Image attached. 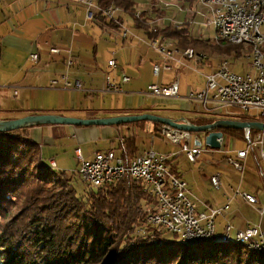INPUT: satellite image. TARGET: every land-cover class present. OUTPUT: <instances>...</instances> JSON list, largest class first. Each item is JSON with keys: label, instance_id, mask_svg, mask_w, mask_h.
Wrapping results in <instances>:
<instances>
[{"label": "trees", "instance_id": "16d2710c", "mask_svg": "<svg viewBox=\"0 0 264 264\" xmlns=\"http://www.w3.org/2000/svg\"><path fill=\"white\" fill-rule=\"evenodd\" d=\"M94 2L101 10L119 6L147 35L149 21L159 12L150 10L146 16L144 11L136 19L135 0ZM121 19L95 12L103 32L119 28ZM153 37L167 38L182 50L206 48L233 63L250 52L243 45L212 44L195 38L187 25L166 24L158 27ZM205 111L209 110L194 112L189 122L205 125L230 119L220 117V110H212L213 115ZM230 120L260 118L244 112ZM146 123L152 125L154 135L162 137L160 125L155 123L122 125L136 128L112 149L125 164L142 155L137 130ZM31 128L0 132V264H264V253L252 252L233 240L189 244L177 234L149 223L148 215L155 212L157 200L143 181L128 174L95 189L87 184L84 193L78 194L74 174L49 165L40 145L30 136ZM221 131L224 139L246 140L242 130ZM249 134L255 139L260 132ZM251 153L260 161L258 148H252ZM178 158L171 156L168 166L172 175L181 178Z\"/></svg>", "mask_w": 264, "mask_h": 264}, {"label": "crops", "instance_id": "0c3cea01", "mask_svg": "<svg viewBox=\"0 0 264 264\" xmlns=\"http://www.w3.org/2000/svg\"><path fill=\"white\" fill-rule=\"evenodd\" d=\"M85 8L77 0H0V119H14L31 114H57L75 118H104L149 113L172 119L184 118L189 121L190 118H194V112L203 111L204 108L201 104L197 102L198 104L193 105L192 102L186 99L191 92V86L188 84L189 81L184 80L181 83L180 79H178V73L187 65V61L180 54H175V58L180 59L182 64H175L172 71H162L159 76H155L152 72L153 65L160 62L162 56L149 52L147 49L149 47L148 42L140 41L142 39L141 36L135 32L136 36L134 35V39L122 38L120 31L126 24L123 18V15L126 14L123 12L117 17L122 18V27L119 26L117 28L121 43L116 45L118 49H112L110 56L107 58L108 61L116 57L117 66L115 69H110L106 65V69L101 70L102 65L98 62V52L101 49L104 50L105 46L102 45L99 48L95 39L82 32L83 27H85L83 25L87 23L86 15L88 17V10L86 13ZM134 8L135 10L140 9L142 12L145 11L147 16L150 12V0H135ZM160 14L173 15L174 12L172 10L168 12L162 11ZM177 18L182 19L184 15H177ZM131 19L133 20V18ZM91 21L102 34H110L114 30L111 29L108 32H103L95 18L91 19ZM133 23L137 29L145 33L144 29L138 27L134 20ZM71 26H77L79 30H73ZM189 28H191V32L195 38L206 39L209 40V43H212L211 37L206 38L204 36L206 32H203V35L199 37L197 35V28L192 26H189ZM145 35L148 38L146 33ZM173 47L176 48L175 46ZM51 48H57L60 52L53 54L50 52ZM193 49L198 52L208 50L206 48ZM31 53H36L39 56L37 62L30 59ZM149 53H152L154 56L157 55V58L151 64L145 60L149 58ZM104 56L100 55L101 59H104ZM69 60H71L72 64L68 67L67 63ZM203 64L204 62L201 63V65ZM98 71L103 72L101 76L95 75ZM30 73L33 74L32 80L34 83L26 82L27 76ZM129 73H133V77H130ZM167 73H174L172 81L177 80L179 83L177 97H158L152 95L148 90L139 93V90L143 88L147 89L150 84H165ZM107 74L115 78H119L121 74H126L130 77V81L123 84L122 92L110 95V102L105 101L103 105L96 102L93 103V100L90 101L89 98L84 100L81 90L71 91L61 87V77L66 76L73 84L79 81L82 88L92 86L98 89L96 94L101 93L104 95L102 91L105 88ZM141 74H144L146 77L144 82L139 78ZM54 79L59 80L58 88H51L49 86L50 81ZM18 80L21 81V84L25 82L26 85L18 87L15 85V82H18ZM204 86L205 82L201 90H203ZM17 90L19 92L22 91V93L20 94ZM4 91L12 92L13 96H23V99L18 103H6ZM147 99L149 100L147 101ZM32 100L34 104H32ZM160 105L168 107H171V105L173 107L177 106L182 114L172 117L155 112L154 109ZM212 109L213 105H209L208 110ZM134 130H136L134 126L76 127L70 125H43L31 128L29 133L40 145L42 155L47 162L52 160L55 164V169L58 170L60 168L61 171H64L62 168H67V165L65 157L61 156V153H64L65 147L69 150V158H74L78 163L75 155L77 148L81 150L83 158L88 160L87 156H89V152L83 147L86 144L105 141L110 144V147L96 151V153L112 150L118 140L129 135ZM140 130L151 135L150 142L154 143L153 127L150 123L143 124V128L137 130V137ZM160 138L165 140L162 137ZM195 139L196 137L192 135L190 141L192 145H195ZM223 141L222 148L220 149L223 156H214V153L209 152V149H206L203 144L201 145L202 150L194 163L188 162L182 155L178 156L181 178L185 180L187 176L191 177L192 175V183L187 182V180L185 181L191 187L190 197L193 196L191 199L198 202V211H204L206 207H222L226 198L231 196L233 189L235 190L236 188L255 195L259 202L264 201V198H260L261 194H264V178L261 175V171L264 169V162L261 159L260 161L258 160V171L256 172L258 180L254 179L253 173L250 171L237 184L232 179L237 172H240L241 176H244V166L241 171L235 170L231 165L226 164V156L234 155L237 151L243 150L246 147L237 150L231 149L233 148L230 146L231 141L232 146H235V141L230 138H223ZM149 150L162 153L161 151L154 150L152 147H144L143 150H139V153L143 154ZM251 151L252 149L248 151L243 165L249 162L250 155L256 161L255 157L257 156L251 153ZM162 154L172 156L174 153L173 151H169ZM206 154H209V156H206ZM181 157L185 158L188 164L196 167L195 169L198 174L182 171ZM215 172L222 174V190L220 194L222 201L215 194L209 196H202L200 194L201 184H198V181L202 180L211 186L209 178ZM194 183H196V187L192 186ZM245 207L255 211L252 206H249L241 199L234 202L227 215L223 217L225 222H222L218 228L216 223V234L220 236L226 224L233 225L234 229H243L248 224H256L243 217L242 211H244ZM258 224L261 226L260 223Z\"/></svg>", "mask_w": 264, "mask_h": 264}, {"label": "built area", "instance_id": "2783aa9c", "mask_svg": "<svg viewBox=\"0 0 264 264\" xmlns=\"http://www.w3.org/2000/svg\"><path fill=\"white\" fill-rule=\"evenodd\" d=\"M77 1L87 8L89 19H94L95 12L100 11L110 19L117 18V9L106 7L101 10L93 1ZM91 8L94 9V12L90 11ZM150 10L159 11L150 20V24H155V16H163L164 25L195 27L199 37L203 35V32H209L207 30L212 29L213 37L210 39L241 40L252 45V53L245 55L244 58L250 60L253 71L245 75L233 73L230 60L227 57L226 62L219 63L216 71L205 76L203 90L196 95L189 94L186 99L190 102H198L204 110H208L209 105H213L212 110H220L225 105L238 107L244 112L257 109V116L261 122H264V0H250L244 7H233L227 9V12L216 13L203 12L201 0H185L184 8L181 9H166L160 6L158 0H150ZM170 10L174 12L173 15L160 14L162 11ZM181 14L184 15V18H177V15ZM134 16L137 19V15ZM119 26L122 27L121 24ZM148 32V46L162 56L161 62L153 65L152 72L155 76H159L162 71H172L175 64H182L180 59L175 58V54H180L186 60H196V63L199 64L207 58L171 50V45L165 44L164 38L153 37L155 32H150V28H148ZM120 34L123 39H126L130 32L122 27ZM50 52L58 54L60 51L57 48H51ZM30 59L37 62L39 56L36 53H31ZM67 64L69 67L72 64L71 60ZM107 66L110 69H115L116 60H108ZM129 81L130 77L126 74H121L119 78L107 74L105 88L102 92L120 93L123 91V84ZM61 83L63 89L82 90L79 81L73 84L66 76L61 77ZM58 84L59 80L54 79L50 81L49 86L58 88ZM147 90L158 97H177L179 83L174 80L169 84H150ZM211 92L213 94L210 97ZM159 130L165 140L180 147L179 151L172 156L184 155L188 162L196 161L202 150L203 142L200 145H192L190 142L192 134L190 133L161 125ZM249 133H245V138L248 141L246 148L237 151L234 155L226 156V162L235 170H243V161L252 148L259 149V157L264 162V133L260 132L255 139H251ZM75 155L79 162L77 172L80 179L94 189L114 183L125 174L143 181L150 194L157 200L155 212L148 215L147 221L177 234L180 239H218L216 218L226 216L231 205L238 199L252 206L260 219L264 218V201L260 203L255 195L240 191L238 188L233 189L232 195L226 198L222 207H206L204 211H198V202L191 199L187 182L170 173L168 160L171 155L168 154L149 150L131 159L128 164H125L124 160L112 150L96 153L93 160H85L79 148L75 150ZM49 163L54 164L52 160ZM261 175L264 178V169L261 171ZM221 179L220 172L212 174L209 178L211 186L222 190ZM220 236L222 238L224 236H245L251 245L264 247V230L259 224H248L243 229H234L231 224H226Z\"/></svg>", "mask_w": 264, "mask_h": 264}, {"label": "rangeland", "instance_id": "374dc122", "mask_svg": "<svg viewBox=\"0 0 264 264\" xmlns=\"http://www.w3.org/2000/svg\"><path fill=\"white\" fill-rule=\"evenodd\" d=\"M86 9V10H85ZM85 12L87 13V8H85ZM91 12H94V9L91 8L90 10ZM121 15V14H119ZM118 17V15H117ZM86 25H83L85 27H83L82 32L88 34L89 37L95 39V42L98 44L99 48L102 47V45L105 46L104 50L101 49L98 52V62L102 65L101 70H105L106 69V65H107V58L110 56V53L112 51V49H118V47H116V45H119L121 43V39L119 37V32L117 29H114L112 33L110 34H102L98 27L91 21V19H89L86 15ZM124 18V22H126L124 28L129 30L130 34L128 36V39H134V35L135 33H137L138 35L141 36L142 39H140V41L143 42H148V38L145 35V33L142 30H139L135 27L133 20L127 16V15H123ZM7 21V19H6ZM73 30H79V27L77 26H71ZM203 27V26H202ZM87 31V32H86ZM206 32L204 33V36L206 38H212L213 37V30L212 29H208ZM135 32V33H134ZM136 36V35H135ZM139 38V37H138ZM111 47V48H110ZM147 49L149 50V52H152L153 54H158L161 56L160 53L153 51L151 48L147 47ZM197 51V50H196ZM202 53L206 54L208 56V59L206 58L203 62L204 64L201 65V63H196V60H186L187 61V65H185L183 67V69L181 70L180 73H178V79H180V82L182 83V81L184 80H188V84L191 86V92L190 94H198L202 87H203V83L205 82L204 80V76L208 75L210 73H213L215 68L219 65L220 61L223 59L222 55L216 54L211 52L210 50H203L201 51ZM152 53H149L147 59H145L149 64L152 63L153 60H155L157 58V55H153ZM208 53V54H207ZM210 54V55H209ZM100 55H105L104 59H101ZM119 57V56H118ZM117 57V58H118ZM116 60V57L112 58ZM161 62V61H160ZM158 62V63H160ZM202 62V63H203ZM231 64V71L235 74H239V75H245L253 70H251V62L249 59L247 58H240L238 59L235 63H233L232 61H230ZM218 68V67H217ZM217 70V69H216ZM215 70V71H216ZM213 71V72H212ZM174 72V71H173ZM103 72L98 71L97 73H95L96 76H101ZM130 77H133V73H129ZM139 78H141V81L144 82V79H146L144 74L139 75ZM174 78V73H167L165 76V84H169ZM33 74L30 73L27 76V80L26 82L29 83H34L33 82ZM57 80V79H55ZM15 85L19 86H24L26 85V83L24 82L23 84H21V81L18 80V82H15ZM92 86H85V88H82V96L84 100H87L88 98L91 100H93V103L96 102L98 104L103 105V102L107 101L110 102V98L112 94L109 93H104L101 94H96V92L98 91V89L92 87ZM145 87V86H144ZM33 88V87H31ZM87 88V89H86ZM20 90V89H19ZM19 90H17V92H19ZM146 92L147 89L143 88L142 90H139V93H143ZM6 97H4V99L6 100V103H18L21 99H23V96L21 97H17V96H13L12 92L9 91H4ZM20 94L22 93V91L19 92ZM138 93V92H136ZM96 94V95H95ZM213 92L210 93V97L212 96ZM149 99H147L148 101ZM91 103V104H93ZM148 103V102H147ZM193 105L198 104L197 102L193 101L192 102ZM32 104H34V101L32 100ZM108 104V103H107ZM90 105V104H89ZM96 105V104H94ZM155 112L160 113L162 115H169L172 117H175L179 114H182V112L177 108V106L173 107V105H171V107L168 106H164V105H160L158 108L154 109ZM204 111V110H203ZM208 112L209 114L213 115L214 113L209 110V111H205ZM244 111H242L240 108L235 107V106H231V105H225L222 108H220V113H218V115L220 117H227L230 119H237L241 116V114H243ZM251 116H256L258 114V110L257 109H253L250 110L248 112ZM4 116V115H3ZM10 116V115H8ZM193 137L199 138V134H192ZM150 138L151 135H148L147 133L143 132V131H139L138 133V137H137V145L139 147V150H143L144 147H152L154 150L156 151H161L162 153H166L169 151H173V153H177L180 149V147L177 144H173L171 142H168L167 140H162L160 138V136H153V140L154 143L150 142ZM232 139V138H231ZM248 141L246 140H242V139H236L234 144L235 146H232V141H231V149H240V148H245L247 145ZM85 145V144H84ZM87 152H89V156H87L88 160H93L96 151L102 150V149H108L110 147V144L108 142L105 141H101V142H97V143H89L86 144L85 146H83ZM209 152L214 153V156L219 157V156H223L222 152L220 150H208ZM69 150L67 149V147H65L64 149V153H61V156L63 155L65 157V162H66V167L67 168H62L64 169V171L69 174V175H73L74 174V179L76 181L74 182L76 191L78 194H83L84 193V189L87 188V184H85V182H83L82 179L79 178V176L77 175V171L79 168V162L77 163L74 158H69ZM105 152V151H104ZM170 154V153H169ZM184 156V155H182ZM206 156H209V154H206ZM185 157V156H184ZM181 159V169L182 171H186V172H194L196 174V167H194L193 165L188 164V162L185 160V158H180ZM263 163V162H262ZM258 164L259 161H255L251 155H250V160L249 162L246 164H244V176L240 174V172H237L236 175L233 177H231L232 181L236 182L237 184L239 183V181L243 180V178L246 177V175H248L247 173H249L250 171L253 173V177L254 179H257L256 177V172L258 171ZM263 167H264V163H263ZM58 170H61L60 168H58ZM76 174V175H75ZM192 177V175H191ZM190 176H187L185 180H187V182L192 183V179ZM258 180V179H257ZM198 184H201V188H200V194L203 196H209L212 194H215L216 196H218V198L222 201V197H221V190H218L216 188L211 187L209 184H206L205 182H203L202 180L198 181ZM193 187H196V183L192 184ZM188 190H191V187L188 186ZM191 192V191H190ZM193 197V196H191ZM261 199L264 198V194H261L260 196ZM196 199V198H195ZM262 203V202H260ZM242 215L243 217H245L246 219H249L250 221H252L253 223H260L261 224V228L264 230V218L260 219V216L257 215V213L255 211H253L250 208L245 207L244 211H242ZM224 216H219L217 219V228L220 227L222 222H225V219L223 218ZM233 226V225H232ZM234 228V226H233ZM168 237H171V233L168 234ZM220 237V236H219Z\"/></svg>", "mask_w": 264, "mask_h": 264}, {"label": "water", "instance_id": "95a60500", "mask_svg": "<svg viewBox=\"0 0 264 264\" xmlns=\"http://www.w3.org/2000/svg\"><path fill=\"white\" fill-rule=\"evenodd\" d=\"M142 121L170 127L190 134H199V138L194 140V144L200 145L203 142L204 147L211 150H220L222 148V141L224 137L221 130L235 129L242 130L245 133H249L250 131L264 133V122L261 121L218 119L210 124L195 125L184 118L172 119L149 113L138 115H119L104 118H75L57 114H31L14 119H0V132H9L43 125L119 127L125 124ZM217 238L222 239L221 236H218Z\"/></svg>", "mask_w": 264, "mask_h": 264}, {"label": "bare ground", "instance_id": "6f19581e", "mask_svg": "<svg viewBox=\"0 0 264 264\" xmlns=\"http://www.w3.org/2000/svg\"><path fill=\"white\" fill-rule=\"evenodd\" d=\"M93 1L94 0H90ZM160 2V6L166 8V9H181L184 8L185 5V0H158ZM250 0H201V7L203 12H208V13H216V12H227V9L233 8V7H244L246 3H248ZM95 3V2H94ZM112 9H117L118 15L123 12V9H121L119 6L116 5H110L107 6ZM142 11L140 9L135 10V15H137V19H140ZM149 28L150 32H156L157 28L163 27V16H155V24H150L149 21ZM212 43H230V44H236V45H243L245 47L250 48V53H252V45H250L247 42L241 41V40H216V39H211ZM164 43L165 44H170L171 45V50L177 51L179 53H188V54H196L199 56H206V54L198 52L192 48H187L184 50H180L177 47L174 48L173 43L171 40L164 38ZM263 50H264V43H263ZM244 55V54H243ZM207 57V56H206ZM227 57H223V59L220 62H226ZM49 163V162H48ZM49 165L52 168H55V164L49 163ZM182 241L189 243V244H198L202 242H213L216 239H199V240H191V239H181ZM224 241H229L233 240L237 243L244 244L246 247L255 253H264V247H258L251 245L245 236H224L222 238Z\"/></svg>", "mask_w": 264, "mask_h": 264}]
</instances>
